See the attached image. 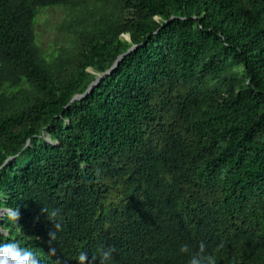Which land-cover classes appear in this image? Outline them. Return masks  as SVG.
Segmentation results:
<instances>
[{
	"label": "trees",
	"instance_id": "16d2710c",
	"mask_svg": "<svg viewBox=\"0 0 264 264\" xmlns=\"http://www.w3.org/2000/svg\"><path fill=\"white\" fill-rule=\"evenodd\" d=\"M0 210V264H264V0H0Z\"/></svg>",
	"mask_w": 264,
	"mask_h": 264
},
{
	"label": "rangeland",
	"instance_id": "374dc122",
	"mask_svg": "<svg viewBox=\"0 0 264 264\" xmlns=\"http://www.w3.org/2000/svg\"><path fill=\"white\" fill-rule=\"evenodd\" d=\"M68 14L62 8H53L41 11L36 32L38 41L48 55L55 53L63 40Z\"/></svg>",
	"mask_w": 264,
	"mask_h": 264
},
{
	"label": "water",
	"instance_id": "95a60500",
	"mask_svg": "<svg viewBox=\"0 0 264 264\" xmlns=\"http://www.w3.org/2000/svg\"><path fill=\"white\" fill-rule=\"evenodd\" d=\"M137 46H132L126 53L122 54L121 56H119V58L115 61V63L113 64V66L107 70L106 72L102 73V74H98L96 80L90 84V86L88 87V89L86 90L85 93L83 94H77L73 97V99L71 100V103L69 104V106L83 98H85L93 89H95L106 77H108L113 71L116 70L117 66L119 65V63L132 51H134L136 49ZM14 158H11L10 160H12ZM5 214L4 210H0V217L3 216Z\"/></svg>",
	"mask_w": 264,
	"mask_h": 264
},
{
	"label": "clouds",
	"instance_id": "9594fccd",
	"mask_svg": "<svg viewBox=\"0 0 264 264\" xmlns=\"http://www.w3.org/2000/svg\"><path fill=\"white\" fill-rule=\"evenodd\" d=\"M45 209H41V212H44ZM18 216V213L16 214ZM50 235H52L50 233ZM181 251H185V249L182 247ZM98 258H99V264H110L112 259V250L111 249H100L98 251ZM78 264H92V260L89 258L88 253H81L77 257ZM191 264H200L199 261L196 259H193L191 261ZM208 264H213V261L211 258H208Z\"/></svg>",
	"mask_w": 264,
	"mask_h": 264
}]
</instances>
